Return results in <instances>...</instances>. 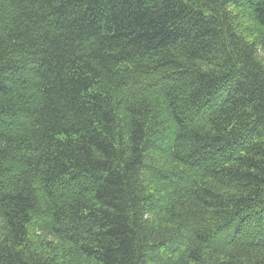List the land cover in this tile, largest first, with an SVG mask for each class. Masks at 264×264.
Returning a JSON list of instances; mask_svg holds the SVG:
<instances>
[{
    "label": "trees",
    "instance_id": "obj_1",
    "mask_svg": "<svg viewBox=\"0 0 264 264\" xmlns=\"http://www.w3.org/2000/svg\"><path fill=\"white\" fill-rule=\"evenodd\" d=\"M0 264H264V0H0Z\"/></svg>",
    "mask_w": 264,
    "mask_h": 264
}]
</instances>
